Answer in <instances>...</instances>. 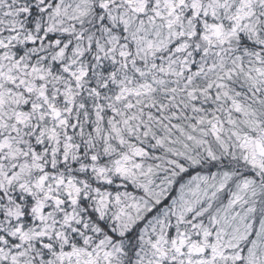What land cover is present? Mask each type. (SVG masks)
I'll return each instance as SVG.
<instances>
[{
  "label": "snow or ice",
  "instance_id": "snow-or-ice-1",
  "mask_svg": "<svg viewBox=\"0 0 264 264\" xmlns=\"http://www.w3.org/2000/svg\"><path fill=\"white\" fill-rule=\"evenodd\" d=\"M0 264H264V0H0Z\"/></svg>",
  "mask_w": 264,
  "mask_h": 264
}]
</instances>
